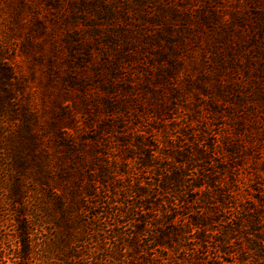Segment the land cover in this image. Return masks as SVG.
<instances>
[{"label":"rangeland","instance_id":"obj_1","mask_svg":"<svg viewBox=\"0 0 264 264\" xmlns=\"http://www.w3.org/2000/svg\"><path fill=\"white\" fill-rule=\"evenodd\" d=\"M160 104L169 117L164 123L155 119ZM126 127L160 129L155 137L175 146L166 150L171 154L188 146L179 135L203 129L216 145L215 155L207 152L211 158L199 164L204 180L216 186L210 203L222 207L224 219L214 226L231 227L219 237L235 253L225 259L264 264V0H0V247L6 254L17 245L23 208L11 191L20 189L14 199L25 204L34 243L24 264H49L43 247L53 227L42 208L51 203L46 169L47 159L59 155L57 142L96 145L117 159ZM195 173L184 171L188 179ZM208 207L203 213L217 206ZM206 236L211 251L216 242Z\"/></svg>","mask_w":264,"mask_h":264},{"label":"trees","instance_id":"obj_2","mask_svg":"<svg viewBox=\"0 0 264 264\" xmlns=\"http://www.w3.org/2000/svg\"><path fill=\"white\" fill-rule=\"evenodd\" d=\"M123 104L118 110L121 118L127 110ZM165 112V106L158 105L155 119L164 123L169 119ZM159 130L126 127L123 140L118 139L123 148L117 159L96 145L90 147L72 139L57 142L59 155L53 154L55 161L47 159L52 165L46 169L51 203L42 208L51 213L53 227L43 247L49 264H235V260L225 259L235 257V253L227 251V242L219 238L226 237L230 224L220 230L214 226L224 219L220 216L222 207L210 203L209 189L216 186L209 177L208 182L204 180L199 165L211 158L207 152L215 155L214 141L204 136L203 129L185 132L179 137H184L188 146L171 154L166 150L175 146L156 139ZM190 169L197 172L194 179L184 175ZM53 184L60 185L62 192L56 190L54 194ZM11 195L23 211L18 212L21 219L15 223L14 254H6L0 247V264H24L31 260L34 249L33 225L25 204L14 199L20 196V189L12 190ZM210 204H215L216 210L203 213ZM198 205L203 209H193ZM237 227L229 236H234ZM208 234L216 242L211 251L206 247ZM57 248L60 254L55 252ZM210 252L214 258L208 260ZM171 254L178 257L177 261L171 262Z\"/></svg>","mask_w":264,"mask_h":264}]
</instances>
